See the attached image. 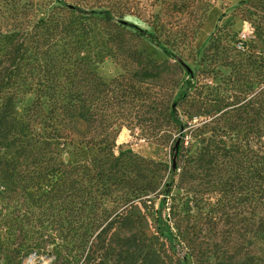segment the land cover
<instances>
[{
	"label": "trees",
	"instance_id": "1",
	"mask_svg": "<svg viewBox=\"0 0 264 264\" xmlns=\"http://www.w3.org/2000/svg\"><path fill=\"white\" fill-rule=\"evenodd\" d=\"M146 1L143 11L144 0H0L1 251L15 258L49 253L51 264H183L161 236L142 231L133 209L157 187L152 168L165 171L166 164L129 148L112 152L117 108L129 98L142 109L138 122L148 123L144 133L153 140L167 142L177 133L168 167L176 186L188 190L191 182L206 181L211 192L231 193L223 209L232 202L238 210L242 231L217 260L210 256L211 237L177 217L195 264H264V49L247 42L238 48L219 27L189 72L170 49L192 40L211 0ZM261 11L251 24L264 44ZM126 14L147 16L149 35L169 45L168 57L159 61L126 46L125 34L143 36L125 29ZM97 21L113 31L108 42L117 44L121 59L135 63L126 83L116 78L115 89L99 80L84 55ZM220 65L227 71L222 80L203 82ZM88 87L98 95L89 98ZM32 91L34 99L25 103ZM193 117L203 119L194 124ZM186 128L193 154L181 147ZM75 144L94 153L63 160L60 149Z\"/></svg>",
	"mask_w": 264,
	"mask_h": 264
},
{
	"label": "rangeland",
	"instance_id": "2",
	"mask_svg": "<svg viewBox=\"0 0 264 264\" xmlns=\"http://www.w3.org/2000/svg\"><path fill=\"white\" fill-rule=\"evenodd\" d=\"M211 3L212 6L208 9L206 18L197 29L192 40L179 49H170L169 45L163 43L162 37L156 38L149 35V33L153 32V29L148 24L147 16L137 17L126 14L123 18L125 29L137 34L143 33V36L139 37L129 33L125 34L126 38H129L126 46L144 49L150 54L151 58L159 61L168 57L165 49L169 48L170 52L173 54L178 53L182 60L189 65V72L192 69L195 70L197 65H195L194 58L201 56L203 48L208 44L209 39L219 27H221L219 35L225 36L231 42L234 41L238 48L241 47L242 42H247V44L256 43L258 49H264L263 42L258 40L254 26L251 24L252 20L263 15L261 10L264 7V0H211ZM147 4V1L144 0L143 11L149 9ZM252 12H255V14H251ZM175 19H173L174 23L177 21ZM111 33H113L112 30L106 29L100 21H97L91 28L84 55L88 57L93 73L99 77V80L105 81L108 84L107 87L115 89L116 78H119L118 80L123 79L124 81L122 80L123 82L121 83H126L125 80L129 78L135 69V63L132 64L121 59L120 51L115 49V46L118 47L117 44L110 46L108 38ZM169 57L171 58L172 55ZM212 72L208 73L209 76L207 75L203 82L213 85L222 80L221 76H225L223 72L227 73L221 65L218 66V69L214 68V75L210 76ZM163 74L161 73L163 79L158 80L157 83L164 90L166 78ZM129 82H132V80H129ZM102 87L105 88L106 86ZM87 93L89 98L91 95H98L97 92L92 93L89 87ZM26 95L24 102L31 103L35 97L33 91ZM126 101L124 105H120L117 108L116 127L118 132L114 137L113 154L116 155L119 150L129 148L132 152L142 157L144 156L156 162L161 161L167 166L165 171L159 170L155 172L156 167L152 168L149 178L157 185L155 191L144 196L148 199L146 202L136 201L134 203V211L142 216V231L148 235L158 234L161 236L164 248L168 249L167 252L174 256V261L179 258L183 264H195V257L191 254L192 251L188 246V241L181 238L179 231L176 229L175 224L178 221L177 217H179L181 225L188 224L189 230L195 228L202 235L211 237L205 243L208 241L210 256L214 260L226 248L225 244L227 242L231 244L232 241H235L238 233L242 231H237V222L240 216L235 215L238 210L236 211L231 207L232 202H229L228 209L221 207L223 199H226L225 197L231 198V193L225 191V195H223L218 193L217 190L216 192H211L212 189H215L214 186H211L206 181H201L200 183L199 180L191 182L189 191L186 188L176 186V175L170 172L168 167L170 165V149L177 133L173 130L170 138L166 136L167 142L153 140L150 135L144 133L148 123L141 124L138 122L139 113H141L142 109H138L134 104L132 106L129 98ZM202 119V117H193L192 121L195 124V122L200 123ZM187 130L188 128L185 129L186 133L182 136L181 147L185 149L192 148L190 152L193 154L195 140L190 137V131ZM93 153V149H86L83 146L79 147L77 144L74 146L65 145L64 148L60 149V154L63 160L66 161H70L74 157L87 158L92 156ZM232 197L234 198V196ZM224 202L226 203L227 201ZM178 205V210L180 211L174 217L172 212L178 211ZM245 212H248L247 208H245ZM227 213L233 215L228 216ZM50 247V245L47 246V248ZM51 260L52 257L49 253L36 255L35 252H32L25 257L15 258L13 254L0 250V264H51Z\"/></svg>",
	"mask_w": 264,
	"mask_h": 264
}]
</instances>
